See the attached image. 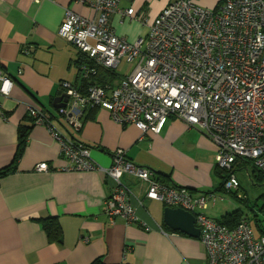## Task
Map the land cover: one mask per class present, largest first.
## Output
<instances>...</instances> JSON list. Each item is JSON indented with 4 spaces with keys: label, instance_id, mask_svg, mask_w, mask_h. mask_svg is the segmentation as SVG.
<instances>
[{
    "label": "crops",
    "instance_id": "crops-1",
    "mask_svg": "<svg viewBox=\"0 0 264 264\" xmlns=\"http://www.w3.org/2000/svg\"><path fill=\"white\" fill-rule=\"evenodd\" d=\"M170 1L121 0L119 10L132 7L133 13H114L110 25L117 36L133 42L146 35L148 24ZM66 9L97 16L75 0H0V66L12 80L9 93L0 95V170L13 161L20 125L29 127L15 170L0 178V264H206L198 238L164 229L165 205L146 196L142 180L122 177L134 194L137 220L110 223L104 206L112 191L109 178L102 170H63L67 162L58 141L28 117L29 105L41 108L63 134L86 144L101 168L109 167L113 151L122 148L136 165L194 195L214 192L219 184L215 145L207 133L181 119L170 117L159 134H142L113 120L104 108L86 107L75 129L53 106L65 93L61 81L81 93L87 87L79 70L85 56L58 36ZM132 68L122 76L115 71L104 83L117 84ZM40 162H47L49 170L35 171ZM208 208L204 213L210 218L223 215L215 217ZM46 217L59 224L60 241L48 238L41 222Z\"/></svg>",
    "mask_w": 264,
    "mask_h": 264
},
{
    "label": "built area",
    "instance_id": "built-area-1",
    "mask_svg": "<svg viewBox=\"0 0 264 264\" xmlns=\"http://www.w3.org/2000/svg\"><path fill=\"white\" fill-rule=\"evenodd\" d=\"M120 1L75 0L97 12L93 18L65 10L58 36L85 56L79 66L83 78L96 77L100 68L115 71L123 61L136 62L117 84L94 81L85 93L61 81L68 95L61 115L78 129L84 108H104L116 122L150 135L159 134L170 117L181 119L207 133L215 145V165L230 171L226 190L243 200L234 163L248 160L264 173V0H223L213 9L194 0H171L148 24L146 35L133 42L117 36L110 25L114 13H133L132 7L119 10ZM11 86L0 68V95ZM27 114L58 141L67 162L63 170H102L109 178L112 191L104 206L110 223L137 220L134 194L122 181L127 174L146 182L148 198L194 215L206 264H264V234L256 235L246 216L229 228L204 213L208 202L218 198L215 193L194 195L165 184L153 170L128 159L122 148L113 151L109 167L101 168L89 147L63 134L41 108L29 105ZM49 168L40 162L34 170Z\"/></svg>",
    "mask_w": 264,
    "mask_h": 264
},
{
    "label": "rangeland",
    "instance_id": "rangeland-1",
    "mask_svg": "<svg viewBox=\"0 0 264 264\" xmlns=\"http://www.w3.org/2000/svg\"><path fill=\"white\" fill-rule=\"evenodd\" d=\"M222 0H194V3L198 6L205 8H215ZM133 63L122 62L120 66L115 70L119 76L125 75L134 66ZM251 162V161H250ZM243 163L244 165L236 166L233 170L236 178L240 183L239 193L243 200H239L234 196V190L227 191L224 184L223 189L217 192V196H221L215 200L216 206H212V201L208 202L209 212L216 215L219 212L222 214L231 215H244L250 219V224L256 235L264 233V179L254 176L252 173L251 163ZM223 175L226 174L223 169L221 170ZM216 175V174H215ZM225 183V182H224ZM222 216V215H221Z\"/></svg>",
    "mask_w": 264,
    "mask_h": 264
},
{
    "label": "trees",
    "instance_id": "trees-1",
    "mask_svg": "<svg viewBox=\"0 0 264 264\" xmlns=\"http://www.w3.org/2000/svg\"><path fill=\"white\" fill-rule=\"evenodd\" d=\"M0 68H2V67L0 66ZM114 77H115V71L114 70H108V69L100 68L98 70L96 77H92L90 80L86 79V78H83V79L85 81V84L88 87V85L94 81L97 83H100V84H106V83H104L105 79H107V78L110 79V78H114ZM28 132H29V127H25V126L20 125V127L18 128L17 147H16V151H15V154L13 157V161L9 165H7L6 167H4L3 169L0 170V178L15 170L16 163H17L18 159L21 157V155L23 154L25 144H26V139L28 136ZM248 162H250V161H248V160H237L233 165V169H235L236 166H240L242 163H248ZM252 169H253L252 173L254 174V176H257L258 178L264 179V173H261L253 165H252ZM221 170L222 169L217 167L216 165L214 166V173L216 174V177L219 179V184L216 187V189L214 190V192H218V191H221V189H223V184H224L226 178L228 177V174L230 173V171L223 169V171L226 172V174L223 175V172ZM156 175H157L159 181L166 184L167 179L165 177H162L161 175H158L157 173H156ZM189 191L191 193L193 192V190H191V189H189ZM214 192H205V193H214ZM234 196L236 198H238L235 193H234ZM239 200L242 201V199H239ZM242 216H244V215H238V214L231 215V214L226 213V214L222 215L219 219H217V222H219V223H221V224H223L229 228H232L238 223V221L241 219ZM249 221H250V219H249ZM41 222H42V226H43L44 230L46 231V234L50 240H56V241L61 240V229H60L59 224L56 222L55 218L46 217V218H43L41 220ZM163 227H164V229L170 230L164 224H163ZM261 234H264V233H261ZM91 264H98V261L95 260Z\"/></svg>",
    "mask_w": 264,
    "mask_h": 264
},
{
    "label": "water",
    "instance_id": "water-1",
    "mask_svg": "<svg viewBox=\"0 0 264 264\" xmlns=\"http://www.w3.org/2000/svg\"><path fill=\"white\" fill-rule=\"evenodd\" d=\"M68 95L66 93L53 100L55 108L66 106ZM163 224L170 230L181 232L190 237L198 238L200 229L195 225L194 215L179 207L165 206L163 208Z\"/></svg>",
    "mask_w": 264,
    "mask_h": 264
}]
</instances>
